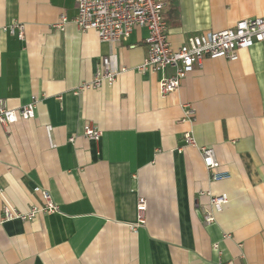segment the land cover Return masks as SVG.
<instances>
[{"label": "crops", "instance_id": "crops-1", "mask_svg": "<svg viewBox=\"0 0 264 264\" xmlns=\"http://www.w3.org/2000/svg\"><path fill=\"white\" fill-rule=\"evenodd\" d=\"M76 15V0H0V99L15 109L39 97L34 118L0 124V213L40 204L36 186L59 205L0 224V264H264V42L235 61L204 58L163 97L161 74L138 69L146 28L106 42ZM164 15L177 48L264 17V0H166ZM14 22L24 39L5 29ZM104 56L115 82L78 92ZM87 122L100 142L84 137ZM187 133L215 148L228 177L211 180ZM207 192L229 201L217 211Z\"/></svg>", "mask_w": 264, "mask_h": 264}, {"label": "built area", "instance_id": "built-area-1", "mask_svg": "<svg viewBox=\"0 0 264 264\" xmlns=\"http://www.w3.org/2000/svg\"><path fill=\"white\" fill-rule=\"evenodd\" d=\"M76 3L77 15L74 22L81 31L95 30L101 41L119 42L129 38L136 28L147 29L148 34L145 38L147 54L138 69L140 72L161 74L159 92L163 97L177 90L183 79L193 72L204 58H225L235 61L239 57L240 49L264 42V17L245 18L239 20L234 27L225 30L192 34L181 46L175 48L164 15L166 0H76ZM62 18L63 21L67 20L66 16ZM5 29L20 39L25 37V25L21 22H14ZM117 75L118 70L112 66L110 57L104 56L97 65L92 80L81 83L77 91L99 89L104 84L112 85ZM38 101L39 97L34 95L28 104L14 109L8 106L6 99L1 98L0 124L7 127L20 119L34 118ZM189 113L193 115L192 111ZM83 135L88 140L100 142L103 131L91 122H87L84 125ZM74 139L75 137L72 136L69 140L74 141ZM185 141L198 147L212 181L229 176L228 172L218 171L220 162L213 146L197 145L195 137L190 133L185 135ZM34 190L40 192L42 202L33 204L28 211H21L5 204L0 213V224L14 219L32 220L40 214L59 211V205L48 189L36 186ZM2 193L3 188L0 185V194ZM207 194L217 211L229 201L226 193L212 195L207 192ZM146 210L147 200L141 197L137 204V226L145 224ZM203 214L206 224L215 220L213 211L203 208Z\"/></svg>", "mask_w": 264, "mask_h": 264}]
</instances>
